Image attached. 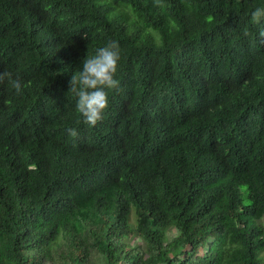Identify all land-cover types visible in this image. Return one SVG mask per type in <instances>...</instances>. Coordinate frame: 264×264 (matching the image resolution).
I'll return each mask as SVG.
<instances>
[{
    "label": "trees",
    "instance_id": "1",
    "mask_svg": "<svg viewBox=\"0 0 264 264\" xmlns=\"http://www.w3.org/2000/svg\"><path fill=\"white\" fill-rule=\"evenodd\" d=\"M258 6L0 0V72L25 85H0V264H264ZM110 40L91 127L69 80Z\"/></svg>",
    "mask_w": 264,
    "mask_h": 264
},
{
    "label": "clouds",
    "instance_id": "2",
    "mask_svg": "<svg viewBox=\"0 0 264 264\" xmlns=\"http://www.w3.org/2000/svg\"><path fill=\"white\" fill-rule=\"evenodd\" d=\"M264 21V7H255L250 13V22L253 25ZM247 36L248 32L245 31ZM258 42L264 45V29L258 32ZM86 39V36H85ZM121 57L119 43L110 40L105 46L96 49L94 55H87L83 61L82 70L76 71L69 80V91L76 98L75 110L82 117V122L95 127L102 121L103 114L109 106V91L120 89V81L115 78L118 62ZM10 84L16 95L22 92L24 82L8 71L0 72V85ZM71 137H77L74 128H66Z\"/></svg>",
    "mask_w": 264,
    "mask_h": 264
}]
</instances>
